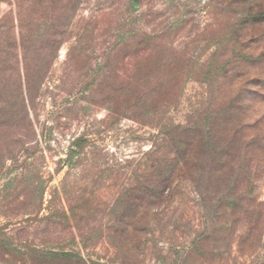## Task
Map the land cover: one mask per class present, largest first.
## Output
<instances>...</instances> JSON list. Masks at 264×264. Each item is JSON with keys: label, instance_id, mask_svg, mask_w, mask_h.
<instances>
[{"label": "rangeland", "instance_id": "374dc122", "mask_svg": "<svg viewBox=\"0 0 264 264\" xmlns=\"http://www.w3.org/2000/svg\"><path fill=\"white\" fill-rule=\"evenodd\" d=\"M11 8L0 1V34H30L25 50L36 43L50 64L24 123L0 125V264H264V0H34L19 19ZM147 76H175L174 105L121 117L132 96L113 87ZM16 89L1 81L0 100ZM164 122L234 133L233 153L255 162L254 183L233 189L243 200L214 209L185 174L160 200L137 198Z\"/></svg>", "mask_w": 264, "mask_h": 264}, {"label": "trees", "instance_id": "16d2710c", "mask_svg": "<svg viewBox=\"0 0 264 264\" xmlns=\"http://www.w3.org/2000/svg\"><path fill=\"white\" fill-rule=\"evenodd\" d=\"M0 1L14 4L15 8H11L9 12L11 19L14 18L13 14L19 19L23 12L32 8L34 4V0ZM71 1L74 7L79 2V0ZM24 5H26L25 9L23 8ZM43 16L45 15L43 14ZM55 21L57 22V16L53 17L52 24ZM69 25L67 24V26ZM11 30H3L0 34V83L1 81L4 84L14 83L17 88L14 102L0 100V125L8 127L9 130H13V128L19 125V122L24 123L26 120L28 107L37 98L38 90L49 68V66L44 65L50 64V58L49 62L47 58L44 59L41 53L43 48L36 43L32 45L30 53L31 56L34 54L33 57L35 59L33 63L29 51L25 50V42L28 41L30 34H23L21 31L20 33L12 34V32L10 33ZM55 36L57 35L55 34ZM64 40L66 38H59L55 40L52 46H55L56 49L60 45V42ZM50 57L53 59V56ZM164 64L158 65L162 67ZM7 69H10V72H7ZM108 69L111 77H118L119 72L117 67L111 65ZM105 71H103V77H105ZM2 73L3 76H1ZM172 77L158 76L149 78L147 76L140 78L142 80L141 85L137 84V80L132 84L128 83L126 79L123 80V78L120 82L118 81L119 85L117 83L116 87H113L114 93L111 91L114 99L116 100L120 95H124L126 99L132 96V99L120 110L122 113L121 117L134 119L131 114L135 111L141 115H145V113L153 115L156 108L163 107L164 109H168L172 107L178 94V90L173 94H169V84L174 79ZM129 84L131 87H128ZM160 98H162L161 102ZM115 100L113 101L112 99L111 102L113 103ZM155 101H157V104H160L156 106ZM15 105L17 106L16 108H14ZM232 106H235V104ZM218 114L219 112L212 119H221ZM163 126L166 127V131L162 134V142L159 144V148H163L164 152H162L160 158H151V160L145 162L144 167L146 168L143 167L142 171L139 172L138 176L144 174H148L149 176L148 178L145 177V180L141 184L137 180L139 187V196L137 198L146 199L147 202H156L165 193H168L173 180L177 177L175 176L176 174H185L187 175L186 178L190 179L189 181L194 183L197 188L206 189L209 191V194L214 193L209 197L210 206L214 209L218 205L225 208L230 205L235 206L237 202L243 200L245 194H240L239 189H233L254 183L252 179L253 171L251 170L254 169L255 162L250 157L246 158L243 155L240 158L239 155L233 153L234 142L232 136L234 133H227V135L225 134L220 139L218 136H211L208 126H202L197 122L191 126L164 122ZM177 129L181 130L175 134ZM73 145L77 148L81 147L78 142H75ZM156 148L158 149V146ZM153 151L155 154V149L150 152ZM125 191L128 192L129 188ZM127 192L126 194L120 193L119 199L124 200L126 198L128 201L130 195ZM208 204L206 203L207 206ZM228 222L226 221L225 224ZM227 226L230 228L231 225ZM65 255L70 256V254Z\"/></svg>", "mask_w": 264, "mask_h": 264}]
</instances>
